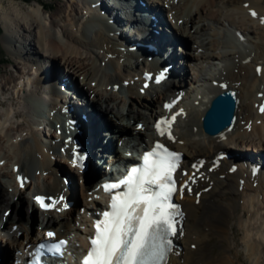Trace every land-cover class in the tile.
I'll return each instance as SVG.
<instances>
[{"label": "bare ground", "instance_id": "1", "mask_svg": "<svg viewBox=\"0 0 264 264\" xmlns=\"http://www.w3.org/2000/svg\"><path fill=\"white\" fill-rule=\"evenodd\" d=\"M118 1L122 2L123 0ZM36 2L35 6L30 5L28 7L30 10H27L25 8L27 5L20 1L11 0L10 9L7 10L8 13L1 16V20L5 27L3 40L8 50L14 54L15 60L17 59L15 67L18 69L20 65H25V67L28 68L32 65L34 72H29L28 75H25L29 77L31 73V75L37 77L36 81H34L35 84L32 83V86H34L36 90L30 86L31 83H29V81H27L23 89L22 87L19 89L18 97L22 92L20 98H23L24 101L21 105L22 110L14 112V116L18 118L25 117L29 122H34V125L39 126V129H36L31 125L32 127L29 130V135L19 139L17 147L20 149V156L17 154L19 156L17 159L12 158L15 161L10 159L15 168L11 171L0 172L2 181L5 177L11 180L8 186L5 181H0V210H2V208L4 210L7 208L11 209V213L4 225L9 227L14 224L17 226V230L20 231V234H17V236L12 232V241L9 242L4 249L5 256H11L14 247L21 246L22 240L27 239L28 236L32 235L33 230L35 231L34 228L35 225H37L35 222L38 220V215L29 197L25 202L26 193L43 192L52 194L62 188L61 179L57 176V168L65 169L66 167L65 165H60L61 162L65 161L60 151L63 141L61 138L57 137L55 132L58 128H62V119L59 114L51 112L57 109L56 107L62 102V99L57 98L56 100L55 95L52 96L53 93H49L50 89L55 86L53 77L51 76H55L61 79V81H63L62 78L66 77L69 82L73 83L74 78L71 75L72 71L73 73L77 72L84 76L85 84L89 86L88 89L86 88L87 91H91V95L93 93L91 99H89V95L84 97L86 98L85 107L90 115L87 127L90 130L92 145L94 147H98L103 144V142L111 146L112 141L114 139L117 141L121 136L133 137L138 140H142L146 136L148 137L151 127H148L147 115L142 108L148 110L150 107H156L161 101L162 96L164 94L168 95L169 92L175 88V82L171 79L173 82L168 83L170 81L168 80L161 84L160 91L152 99L147 94L142 95L138 90L134 91L132 85L130 87L124 86V92L127 94L126 99L121 97L118 92L114 91L112 84L120 83L118 84V90H122V83L126 79L132 77L134 72H128L127 66H125L127 65L126 60H128V57L132 56V54L120 51V49L115 46L116 44L121 45V42L115 41L116 35L110 32L117 28H112L110 24L106 23V19H102L105 17V13L103 12V9H105V11L107 10L111 13L115 21L116 19L118 20L117 26L122 28L120 13L117 9L112 8L113 6L109 4V0H81L82 4L85 2V5H82L85 14H87V16L89 15L91 18L84 27L80 25L78 19H70L76 20L71 27L73 26L72 28L76 30L75 33L79 32L82 37L85 26L88 23H92L91 25L94 27L93 30L96 32L95 37L85 33L80 39L76 37L74 31H70L69 25H61L56 20H52L50 26L46 25L44 21L47 20V17L45 18L43 15L46 6L40 1ZM244 2L249 3L247 9L243 8L242 4ZM91 3L97 5L91 6ZM240 4L242 5L241 7H239ZM71 7L73 11L68 15L63 13L61 19L70 18L72 13H78L76 5H72ZM171 7L172 9L180 10V13L176 11L177 18H183L181 13L186 16L183 26L177 29L181 32L182 30L186 31L189 39H192L193 43L197 44L196 50L198 48L203 50L201 51L202 53L196 54L195 49L191 51L190 48H187L185 52L186 56H189L192 60H216L220 61L221 64H225L226 61L232 62L230 68L226 67L224 69L225 72L221 73L219 71V74H215V70L218 67L213 70L212 68H208V72L204 69L203 73H200L199 68L201 69V66H197L196 78H202L199 81L206 84L208 90L201 93V98H198L197 93L194 94L193 100H197L198 104H192L184 127L185 130L178 133L180 139L184 142L181 149L186 154L185 163L191 162L190 160L194 159L196 156L211 158L219 150H230L232 156L222 161L220 165V167L226 166L225 169L228 170L230 165L235 163L238 158L236 153L239 152V149L236 148H238L240 142L245 144V146L249 144L250 147H246L247 149L256 148L257 151L264 150V117L255 115V109L253 108L254 102L262 100V98L258 96L261 90L260 84H262V80L264 79V21L261 16L264 11V0H178V5H171ZM226 8L228 9L226 10ZM249 8H255L259 12V15L256 18L252 16V14L248 12ZM254 18L257 19V21H255ZM207 20H214L216 24L223 25V28L227 26L228 28L230 27L231 32L227 29L226 32H228L230 36L235 35L233 36V40L230 41L231 37H228V34L226 35L220 32H217V36H221V39L218 41L209 40L207 37L205 38L209 29H212ZM186 27L188 30H185ZM53 28L54 32H52ZM191 28H194V30ZM240 30L243 39L245 37L243 33L255 36L256 41L253 42L257 47V53L261 55L260 57L251 53L239 52L235 49L234 45H238L236 31ZM120 34L123 33L120 32ZM187 35L186 37H188ZM119 36L123 38L122 35ZM186 37L182 40L186 44H190ZM182 40L179 41L182 42ZM84 44L86 46L83 49L81 47L84 46ZM99 45L100 47L98 48ZM87 47H89V51L85 50ZM219 48H224V50H222L221 53L216 52ZM207 49H212V51L215 52L208 53ZM171 50L172 54L176 53L174 48ZM119 53L121 54L119 58H125V60L123 59V62L126 61L125 63L114 60L116 59L115 54ZM78 57L80 60L77 59ZM247 57L249 60L246 59ZM237 58L241 60L238 59L237 61ZM81 59H86V61L83 62ZM59 61H63L68 74L60 73L58 66L60 67L61 62ZM98 63L99 65H97ZM146 65L156 68L155 63L152 62L146 63ZM260 65V70L256 69ZM211 72L212 74H210ZM180 76L181 80L178 81L177 85H188L189 83L187 80H184L185 75L181 73V71ZM213 80L222 81V84H226L238 90V102L232 115L229 112V104L231 101L229 95L219 99V105L215 109L216 117L223 119V121L228 117H230V119L228 123L224 125V130L216 136H210L205 133L200 124L203 111L208 106L211 97L222 89V85H214ZM130 84H132V82ZM81 93L83 96V91H81ZM5 102L6 101L0 99V104ZM106 113L111 114V116L115 118V122H113L110 116V118H108V116L105 115ZM4 117L5 116L2 115L0 119ZM40 117H42V119L38 120ZM34 118H36V121ZM149 118H152L151 113ZM257 119H260V123H257ZM133 120L135 122L141 121L144 129L135 130L134 127H132L135 126V124L131 123ZM250 120L252 121L251 134L250 132L248 133L246 129V124ZM183 121L184 120L179 121L177 125H179V123L181 124ZM112 122L113 124H111ZM193 122L196 124V128L192 125L194 124ZM57 123L60 125L56 126ZM229 123L232 124L227 127ZM220 124L221 122L219 120L211 119L205 123V129L208 131H215L214 128ZM99 125L103 126V133L100 134L95 130ZM46 127L50 129L52 127L53 134L51 133V139H55L56 142L42 141V139L38 137L37 134L40 133V130ZM1 131H5L4 137L8 138L10 134L12 135V129L10 132L8 126H2L0 132ZM117 133H120L119 137H116L115 134ZM2 140L3 138L0 137L1 145L3 143ZM127 143L128 142L125 141L124 145H122L124 148L122 152L129 149ZM93 146L90 147L91 150ZM245 146L244 150H246ZM16 152L18 153V151ZM1 157L7 158L6 154ZM33 170H35V172L37 170L42 171L40 177L36 176ZM91 170L94 174H101L99 169L95 170V165L91 166ZM237 172L238 176H240L239 179H244L241 189H239L240 183L236 182L234 190L230 194L221 192L220 190L225 184L223 179H225L227 175L234 176ZM240 172L241 169L233 174L226 173L225 176L220 179H214L212 177V188L207 193L201 194L200 202L197 205L193 203L192 198L188 196L184 197L182 203L184 204L187 218L184 223V236L180 240L182 251L180 257L173 259L172 264H240L235 261V257L233 258L235 255L239 257V246L240 251H245L246 259L249 264H264V212H262V209L264 210V194H262L263 202L262 200L260 202V192L262 190H258L259 192L251 190L248 187L252 185L249 176L247 173L244 174L242 172V174H240ZM18 175L29 178V181L25 182L22 188L18 187ZM263 176L264 174L262 172L259 174V178L255 180L258 182L253 186L256 190L260 186L264 189ZM69 177L76 179L75 171L70 168ZM34 179L38 181L43 179V183H37L38 186L32 189L31 184ZM90 179L91 178L86 177L85 186L76 185L77 187L75 186V190L73 188L68 191L69 198H76L77 192H80L78 195L81 194L80 196L84 197V192L91 183ZM206 184L205 182L202 183V185ZM8 187L13 188L12 190L14 191L9 193ZM25 211H29L30 213H26ZM32 211H34L35 219L37 220L34 219V213L32 214ZM70 211L60 214H50L47 223L51 224L50 221H54V223L58 225L66 223L71 214ZM233 219L236 220L234 223ZM233 225L242 229L241 238L235 235ZM212 233L217 235L219 242H222L221 244L226 243V245H222L224 251L219 254L220 256L211 255L210 251H207V246L210 245L209 242L212 240L210 236ZM191 243L195 244L193 250L189 247ZM1 262L0 264H5L4 258Z\"/></svg>", "mask_w": 264, "mask_h": 264}, {"label": "snow or ice", "instance_id": "2", "mask_svg": "<svg viewBox=\"0 0 264 264\" xmlns=\"http://www.w3.org/2000/svg\"><path fill=\"white\" fill-rule=\"evenodd\" d=\"M260 110L264 112V107ZM162 124L170 129L169 122L157 123L159 134L171 138ZM178 159V154L157 144L153 152L145 155L142 168L133 167L118 182L103 186L106 192L121 187L124 190L112 195L111 210L104 212L103 219L95 224L96 233L82 264H166L163 235L175 231L176 206L170 201L176 191L173 173ZM36 199L44 208L59 202L54 200L49 205L42 197ZM53 235L48 233L50 238ZM65 244L63 240L51 244L49 251L62 254Z\"/></svg>", "mask_w": 264, "mask_h": 264}, {"label": "rangeland", "instance_id": "3", "mask_svg": "<svg viewBox=\"0 0 264 264\" xmlns=\"http://www.w3.org/2000/svg\"><path fill=\"white\" fill-rule=\"evenodd\" d=\"M16 1H20L22 2L23 4L27 5V7H25L27 10H30V8L28 9V7L30 5H34L37 3L36 1H40L42 2L46 8H45V12H44V17L46 18L47 17V20L44 21V23L48 26H50L51 24V21L52 20H56L57 22H59L61 25H69V28H70V31H74V33L76 32L75 28H72L71 25L73 24V22H75L74 20H70V19H78L79 23L81 26L84 27V25L87 23L86 21L84 22V24L81 22V18H78V15H81L80 13L82 12V10H84L82 7L84 6V4H82L83 6H78L81 4V0H16ZM90 3V2H88ZM76 5L77 8H78V13L75 12V13H72V16L70 18H67V19H61V17L63 16V13H65L66 15L70 14L71 11H73L72 9V5ZM10 5H11V0H0V99L2 101H6L5 103L1 104L0 105V117L2 115H4L5 117L0 119V130H1V127L2 126H8V128H10V132H11V129H12V135L10 134V137H4L5 136V131H1L0 132V137L3 138V143L2 145L0 144V172H7V171H11L13 168H15V166L13 167V164L11 162L12 161H15L13 160L12 158H15L17 159L19 156H20V152H19V148L17 147V143L19 141V139L21 137H27L29 135V130L31 129V127L33 126L31 122H29V120L25 117H22V118H18V117H15L14 116V112H17L18 110H22V104H23V101L24 99L20 98V96L18 97L19 95V89H23L24 85L27 84V81H29L30 86L33 87L34 90H36V88L34 86H32V83H34V81H36V77L31 75L32 72H34L33 70V67L32 65H30V67H25V65H20V68L17 69V67H15L16 65V62H17V59L15 60V56L14 54H12L6 44L4 43V40H3V35L5 34V27H4V23L3 21L1 20V16H3L4 14H7V10L10 9ZM75 8V7H74ZM248 8V7H247ZM228 8H226L227 10ZM187 10V9H186ZM239 12V11H238ZM84 14L81 15V17L83 18ZM50 18V19H48ZM183 22L184 20L186 19V16L183 15ZM255 21H257V19L254 18ZM23 21V20H22ZM207 22L210 24V26L212 27V29H209V31L207 32V35L205 36V38L207 37L209 40H216L218 41L219 39H221V36L218 35L217 36V32H220V33H225L228 37H231L230 34L228 32H226V29L228 30V26L226 28H223V25H218L216 24V22L213 20H207ZM89 24V25H88ZM86 26H85V29H84V32L82 33V37L85 35V33L87 34H90L92 37L94 36L95 37V30L93 25H91L90 23H88ZM26 28H27V25L25 24ZM91 26V27H90ZM183 26V25H182ZM83 29V28H81ZM182 29V28H181ZM194 29V28H193ZM196 31V30H195ZM52 32H54V28L52 30ZM182 32L185 34L186 31H183ZM25 33V32H24ZM194 33V32H192ZM23 35V34H22ZM76 37L80 39V33H75ZM187 33L185 34V37H186ZM243 35L245 36L244 37V40L242 43H240L238 40V45H240V48L243 49V52L244 53H251V49H246L243 47L244 46H252L253 47L255 46L254 45V42L253 41H256L255 39V36L254 35H248V34H245L243 33ZM188 36V35H187ZM198 36V35H197ZM81 37V38H82ZM90 37V36H89ZM184 37V38H185ZM199 37V36H198ZM237 37V36H236ZM91 38V37H90ZM188 38L190 44H188V48H190V50H194L195 48L192 46L193 41L192 39H189V36L186 37ZM85 44L84 46H82L81 48H85ZM100 47V45L98 46V48ZM192 47V48H191ZM254 51H253V54L257 55V56H261L257 53V47L255 46L254 47ZM86 51H89V47H87L85 49ZM196 50V49H195ZM220 50V49H219ZM219 50H216V52H220ZM224 50V48L222 49ZM215 51H212L211 53H214ZM202 53V52H200ZM204 53V52H203ZM221 53V52H220ZM225 53V52H224ZM252 54V53H251ZM116 56V59L114 60H117V61H120V62H123V59L125 58H122L120 59L119 57L121 56V54H115ZM74 58L76 59V57L74 56ZM85 58V57H84ZM78 60H80V58L78 57L77 58ZM239 60H241L240 58H237ZM21 60V59H20ZM82 60V59H81ZM19 61V60H18ZM83 62L86 61L85 60H82ZM238 61V60H237ZM58 62V60H57ZM61 62L60 64V67L58 66V69L60 71L61 74H68L67 71H66V67L63 63V61H59ZM125 63V62H123ZM123 63H120V64H123ZM228 63L227 65V68H230L231 65H232V62H228L226 61L225 64ZM21 64V63H20ZM99 65V63L97 64ZM200 66V65H199ZM74 69V68H73ZM75 71V70H74ZM30 73V76L27 77L25 74L28 75V73ZM72 73V74H71ZM70 74L72 75L73 78H77V82H79L82 86H83V89H85L87 91V89L89 88V86L87 84H85V78L84 76H82L80 73H77V72H74L73 71L71 72ZM77 73V74H76ZM74 75V76H73ZM51 76V75H50ZM53 77V81L54 83L56 82L57 80V77L55 76H51ZM84 78V79H83ZM31 81V82H30ZM20 82V83H19ZM170 82H173L172 80H170L168 83ZM264 83V79L262 80V84ZM35 84V83H34ZM114 84H120V83H114ZM114 84H112V87H114ZM260 84V85H262ZM5 85V86H4ZM22 85V86H21ZM95 85V84H94ZM3 86H4V89H3ZM131 85L129 86H126V87H130ZM210 86V85H209ZM264 86V85H263ZM122 91L125 90L124 86L122 85ZM48 88L50 89V87L48 86ZM47 88V89H48ZM87 88V89H86ZM50 90H53V88H51ZM43 92V91H42ZM151 99L154 98V97H150ZM126 99V98H125ZM144 111V110H143ZM9 114V115H8ZM149 116H150V113H148ZM7 117V118H6ZM113 117V116H112ZM108 118H110L108 116ZM113 120V119H112ZM115 122V121H113ZM113 122L111 124H113ZM117 123V122H116ZM194 123V122H193ZM32 125V126H31ZM194 127H196V124H192ZM34 127L36 129H39V126H36L34 125ZM48 131H50V128L47 127ZM18 131V132H17ZM181 132V131H180ZM16 133V134H15ZM20 133V134H19ZM50 133V132H49ZM53 134V132H51ZM249 133V132H248ZM252 132L250 131V134ZM20 137H19V136ZM16 136V137H15ZM18 137V139H17ZM16 138V140H15ZM42 139V138H40ZM48 139V140H47ZM47 139H45L46 141L48 142H56L55 139H50L49 137H47ZM10 140V141H9ZM42 139V141H45ZM9 141V142H8ZM115 142V139L113 140ZM113 142V143H114ZM9 146V147H8ZM245 146V144H244ZM249 144H247L245 146L248 147ZM17 147V148H16ZM250 147V146H249ZM13 148V149H12ZM247 149V148H246ZM3 150V151H2ZM10 151V152H9ZM18 151V153L16 152ZM10 153V154H8ZM22 153V152H21ZM6 154V157L8 158H2L1 156L2 155H5ZM19 156H18V155ZM23 155V154H22ZM24 157V156H23ZM5 159V160H4ZM11 159V160H10ZM54 160H55V157H54ZM66 166V165H65ZM67 168V169H66ZM2 169V170H1ZM57 172L62 171L61 172H64V174L68 173L69 175V167H65L64 168H57ZM33 172H35V170H33ZM42 174V171H36L35 172V175L40 177V175ZM47 174V173H46ZM240 174H242V172H240ZM1 177V176H0ZM61 178V175L59 176ZM8 177H5V179L3 181H5L7 183V186L9 185V183L11 182V180L8 178ZM42 178V177H41ZM240 178V176H238V172L236 175L234 176H228L223 179V181L225 182L224 186H222L221 188V192L223 193H226V194H230L233 190H234V187H235V183L238 182V179ZM1 182L2 181V178H0ZM33 179V178H32ZM9 180V181H8ZM41 180V181H40ZM39 181L38 180H33V183L31 184V188H35L38 186V184H42L43 183V179H40ZM73 180H75L73 178ZM38 183V184H37ZM78 186V185H77ZM76 186V187H77ZM231 187V188H229ZM251 190L255 191V192H259L258 190H262L260 193H261V198H260V202L262 200V194H264V189L260 186L257 190L256 188L253 187V185L251 186H248ZM13 188H11V191L8 187V191L9 193L13 192L14 190H12ZM74 190H75V187H74ZM29 191V190H28ZM29 192L26 193V197H25V202L27 201L28 197H29ZM263 202V200H262ZM27 213V211H25ZM262 212H264V210L262 209ZM34 213V211H32V214ZM34 219H35V213H34ZM37 220V219H35ZM33 221V220H32ZM236 220L233 219V223L235 222ZM35 225V224H34ZM33 225V226H34ZM233 230L235 232V235L239 238V234H241L243 231L242 229L240 228H237L235 225H233ZM211 242L209 246H207V251H210L211 255H214V256H217L221 253H223L224 251V248L222 247V245H226V243H223L221 244L222 242H219V239L217 237V235L215 233H212L211 235ZM242 236H240L241 238ZM240 248V247H238ZM239 250V249H238ZM239 254V257L236 256H233V258L235 257V261L240 263V264H249L248 260L246 259V253L244 250H239L238 252ZM220 256V255H219ZM218 256V257H219ZM210 264H213V263H210Z\"/></svg>", "mask_w": 264, "mask_h": 264}, {"label": "water", "instance_id": "4", "mask_svg": "<svg viewBox=\"0 0 264 264\" xmlns=\"http://www.w3.org/2000/svg\"><path fill=\"white\" fill-rule=\"evenodd\" d=\"M226 95H229V97L231 98V101H230V106H229V112L231 113V115L233 114V111H234V108H235V103H234V93L233 92H222L220 94H218L212 101L210 107L207 109V112H206V118H205V123L209 120H213V119H216V120H219L221 122L220 125H218L217 127H215V131L220 129L222 126L226 125L230 119V117L228 118H225V120L223 121V119H219L216 117V114H215V109L217 108V106L219 105V99H221L222 97L226 96ZM230 115V116H231ZM213 132V131H211Z\"/></svg>", "mask_w": 264, "mask_h": 264}]
</instances>
